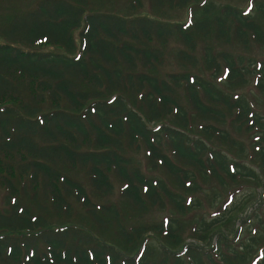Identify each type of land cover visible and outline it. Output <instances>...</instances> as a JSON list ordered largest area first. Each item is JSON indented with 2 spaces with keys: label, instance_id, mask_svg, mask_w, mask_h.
I'll return each instance as SVG.
<instances>
[{
  "label": "trees",
  "instance_id": "16d2710c",
  "mask_svg": "<svg viewBox=\"0 0 264 264\" xmlns=\"http://www.w3.org/2000/svg\"><path fill=\"white\" fill-rule=\"evenodd\" d=\"M7 11L0 264H264V208L244 239L219 231L230 208L198 213L222 188L261 179L247 161L264 167V110L248 94L264 92V59L229 46L264 44V0H36ZM152 211L168 214L144 222Z\"/></svg>",
  "mask_w": 264,
  "mask_h": 264
},
{
  "label": "rangeland",
  "instance_id": "374dc122",
  "mask_svg": "<svg viewBox=\"0 0 264 264\" xmlns=\"http://www.w3.org/2000/svg\"><path fill=\"white\" fill-rule=\"evenodd\" d=\"M6 1L7 0H4V2L0 4V16H2V14L4 15L5 13H8L7 9H10L12 7H16L18 11L32 8L36 0H9L7 2ZM228 1H232L234 4L236 3L242 8H244V6L246 5V0H228ZM180 17H183L182 13H179V18ZM229 49L237 54H246V56L249 55V56H254L258 59H264V44L251 45L248 49H244L242 46L234 44V45H230ZM250 90L251 93L248 94V96L250 98V102L253 105V107L257 110H262V109L264 110V92L259 93L253 88H250ZM237 134L239 138L243 140V142L246 144V147L248 151H250V154H255V152H257V149H254V147H252L251 144L252 135H250L247 132H241ZM230 154L233 157H239V155H237L234 152ZM139 157H142V153L141 155H139ZM259 160H260L259 155H257V158L253 159L252 161L248 160L247 162L259 168L260 177H261L260 181L258 182L242 181L241 183H236L238 185L234 184L231 187L222 188L224 199H222L217 205L215 204L214 208H209L210 204H207V209L205 211L198 212L199 214L211 213V215H214L216 208H219V212L221 210H224L226 207L230 208L228 212H230L229 214L233 213V217L229 219V222H227L226 227H219V231H221L224 234L234 233L236 235V233L242 232L244 234L243 236H241V239H244V235L247 234V230L251 228V225L250 226H246V225H248L250 222L254 223L253 219L257 213L259 215L263 214L262 209L264 208V167L260 165ZM242 191H244L245 194H243L242 196L238 195L235 199V202L233 203L232 201L233 196L237 195L238 193H241ZM259 205H261V207ZM255 208H259V210L255 211ZM219 212L216 213L214 216H220ZM167 214H168L167 211H163V212L152 211L148 215L142 217V219L144 222L145 221L151 222L155 220H161ZM133 222H137V219L134 220ZM236 222L237 225L234 228V224ZM186 224H187V229H188L187 233H188L191 231L192 222L188 221V223ZM191 237H192L191 234L187 235L186 237L187 242H195V240ZM261 238L262 240H260L258 251L264 249V232L261 234Z\"/></svg>",
  "mask_w": 264,
  "mask_h": 264
}]
</instances>
